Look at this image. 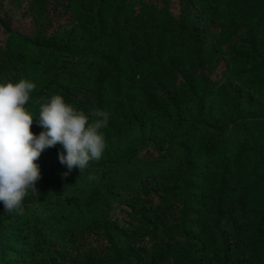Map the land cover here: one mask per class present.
<instances>
[{"label": "trees", "instance_id": "trees-1", "mask_svg": "<svg viewBox=\"0 0 264 264\" xmlns=\"http://www.w3.org/2000/svg\"><path fill=\"white\" fill-rule=\"evenodd\" d=\"M9 3L0 82L36 85L31 130L54 94L110 119L99 162L62 178L48 148L23 214L0 202V264H264V0Z\"/></svg>", "mask_w": 264, "mask_h": 264}, {"label": "clouds", "instance_id": "clouds-1", "mask_svg": "<svg viewBox=\"0 0 264 264\" xmlns=\"http://www.w3.org/2000/svg\"><path fill=\"white\" fill-rule=\"evenodd\" d=\"M35 89L24 78L0 82V202L9 214H23L26 197L39 195L37 161L44 150L60 145L59 162L67 169L63 178L73 169L80 174L99 162L106 147L100 130L107 127L109 112L92 109L86 114L60 94L40 102L35 119L42 131L35 134L31 130L34 116L26 108ZM88 179L98 178L89 175Z\"/></svg>", "mask_w": 264, "mask_h": 264}, {"label": "rangeland", "instance_id": "rangeland-1", "mask_svg": "<svg viewBox=\"0 0 264 264\" xmlns=\"http://www.w3.org/2000/svg\"><path fill=\"white\" fill-rule=\"evenodd\" d=\"M0 4L3 5V7H8L11 6V4L9 3V0H0ZM12 17H13V24L23 30V31H30L31 30V22L29 20V18L23 14V8L22 7H15L12 6V13H11Z\"/></svg>", "mask_w": 264, "mask_h": 264}]
</instances>
